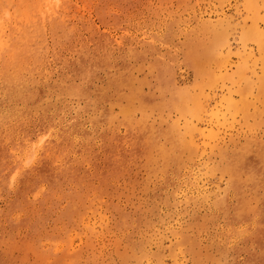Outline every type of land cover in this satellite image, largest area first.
<instances>
[{
    "label": "rangeland",
    "instance_id": "374dc122",
    "mask_svg": "<svg viewBox=\"0 0 264 264\" xmlns=\"http://www.w3.org/2000/svg\"><path fill=\"white\" fill-rule=\"evenodd\" d=\"M0 264H264V0H0Z\"/></svg>",
    "mask_w": 264,
    "mask_h": 264
}]
</instances>
